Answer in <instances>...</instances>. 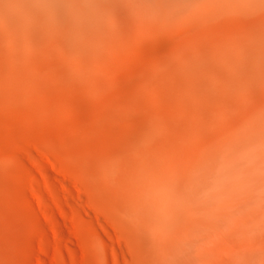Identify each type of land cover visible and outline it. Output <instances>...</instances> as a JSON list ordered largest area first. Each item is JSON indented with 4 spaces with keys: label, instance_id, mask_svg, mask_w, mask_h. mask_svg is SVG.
I'll return each mask as SVG.
<instances>
[{
    "label": "rangeland",
    "instance_id": "374dc122",
    "mask_svg": "<svg viewBox=\"0 0 264 264\" xmlns=\"http://www.w3.org/2000/svg\"><path fill=\"white\" fill-rule=\"evenodd\" d=\"M263 107L264 0H0V264H28L36 247L9 140L80 175L81 204L64 207L83 243L63 229L55 264H264L262 190L224 197L232 213L215 230L184 192L203 151ZM148 116L161 127L144 135Z\"/></svg>",
    "mask_w": 264,
    "mask_h": 264
},
{
    "label": "bare ground",
    "instance_id": "6f19581e",
    "mask_svg": "<svg viewBox=\"0 0 264 264\" xmlns=\"http://www.w3.org/2000/svg\"><path fill=\"white\" fill-rule=\"evenodd\" d=\"M54 55L58 56L59 51L55 50ZM160 119L159 116L146 117L148 126L140 129L141 132L146 135L149 127L154 130L160 129ZM107 120H110L112 125L116 124V121H113L115 116L112 114ZM103 121L98 120L92 126L81 127L77 136L81 139L88 138L92 133L103 129ZM231 134L210 145L207 151H203L198 157L194 172L191 171L193 173H190L188 179L185 175L186 205L192 206L201 200L207 206L205 210L213 221L208 220L212 224L211 230L220 227L221 225L218 224L224 217L231 216L229 214L232 212L223 209L224 197L230 196L245 203L251 202L250 199H253L258 190L264 192V107ZM7 147L18 167L17 180L24 192V202L36 218L34 229L36 247L30 249L28 264H55L58 252L65 244L63 229L78 239L80 245L83 243L85 224L82 218L74 211L67 210L68 206L66 209L64 207L66 195L73 197L77 206H80L79 195L83 193L78 187L81 184L80 175L40 144L27 140L18 142L9 140ZM128 148H133L131 141ZM45 167H49L60 176L62 181L59 185L50 181L45 173ZM185 193L182 194L185 196ZM184 200L185 198L183 202ZM88 205L97 215L103 216L111 226L117 224L115 215L96 206L90 196ZM224 222L223 220V224ZM209 227L208 224L207 228ZM50 238L53 242L52 250L49 248ZM71 254L73 255L72 250Z\"/></svg>",
    "mask_w": 264,
    "mask_h": 264
}]
</instances>
